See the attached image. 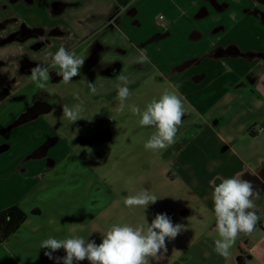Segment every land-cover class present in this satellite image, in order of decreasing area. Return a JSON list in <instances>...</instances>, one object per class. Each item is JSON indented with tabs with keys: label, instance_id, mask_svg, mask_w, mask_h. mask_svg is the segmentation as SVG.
<instances>
[{
	"label": "crops",
	"instance_id": "crops-1",
	"mask_svg": "<svg viewBox=\"0 0 264 264\" xmlns=\"http://www.w3.org/2000/svg\"><path fill=\"white\" fill-rule=\"evenodd\" d=\"M60 47L85 51L80 74L90 81L124 64L118 58L111 72L86 70L95 47L132 64L146 55L161 83L179 85L194 124L167 150L145 157L142 170L109 171L99 164L103 156L87 151L83 117L70 122L52 105L26 116L33 97L48 96L30 70L41 65L56 76L51 58ZM52 79L48 85L60 80ZM123 160L140 158L115 157ZM237 173L260 189V220L225 259L214 251L212 193ZM143 189L157 196L154 205H124ZM11 206L25 219L0 243V264H53L40 247L49 237L99 244L112 225L135 227L157 213L185 225L161 264H264V0H0V211Z\"/></svg>",
	"mask_w": 264,
	"mask_h": 264
},
{
	"label": "clouds",
	"instance_id": "clouds-1",
	"mask_svg": "<svg viewBox=\"0 0 264 264\" xmlns=\"http://www.w3.org/2000/svg\"><path fill=\"white\" fill-rule=\"evenodd\" d=\"M52 68H58L57 75L65 84L80 75V69L85 60L77 55L75 50L68 51L64 47L52 55ZM147 61L146 55H141L140 63ZM31 81L38 89H46L50 74L47 67L37 65L30 70ZM117 85L118 101L115 111L124 113L127 108L133 115L139 116L141 127H151L155 131L144 144L145 150L160 152L167 150L176 143L177 133L182 126V118L186 112L185 99L179 93V85L174 90L165 89L159 98H153L143 110L135 104H127L132 95L128 88L129 80L120 75ZM91 94H96L94 83L88 85ZM80 100V96H75ZM84 111L83 103L73 106L63 105L65 119L77 122ZM260 189L250 180L242 179L237 173L231 178L221 179L214 187L212 200L218 238L214 241V251L225 259L231 256V249L240 234L251 235L260 217L257 214L256 201L261 199ZM158 198L148 189H143L135 195L123 198L126 207H140L145 210L154 205ZM190 219V218H189ZM185 230V225L174 224L166 213H157L149 223L132 226L129 224H114L104 234L99 244L94 239L85 240L82 237L57 239L49 237L40 244L44 256L53 264H161L168 252V242L174 241ZM63 250L64 255H55ZM250 264V262H246Z\"/></svg>",
	"mask_w": 264,
	"mask_h": 264
},
{
	"label": "rangeland",
	"instance_id": "rangeland-1",
	"mask_svg": "<svg viewBox=\"0 0 264 264\" xmlns=\"http://www.w3.org/2000/svg\"><path fill=\"white\" fill-rule=\"evenodd\" d=\"M97 47L93 48L90 53L91 55L87 60L88 66H85L86 70L92 66V71L95 73L100 72V69H110L113 67L111 62L122 60L124 63L114 76L95 75L94 79L90 81V75L87 80L83 75L85 74L84 69L82 70L83 75L74 77L72 81L65 84L61 79V76L50 75L53 80L59 81L50 83L46 89V92H41L39 97L53 106V109H62L63 105L73 106L78 103H83L84 111L81 113V117L84 120V128L80 129L82 134H88L87 138H91V142L87 146V151L93 156H103L104 158H98L99 164L109 171L128 169L129 171L142 170L146 164L145 157L158 155L160 152H152L145 150L144 144L155 131L151 127H141L139 125V116L133 115L127 108L124 113H118L115 111V107L118 103L117 96V85L121 82L118 77L122 74L129 80L127 85L132 95L129 97L127 104H135L143 110L145 106L153 99L159 98L165 89L170 88L161 83L156 76L149 72L146 64L139 63L132 64L130 59H127L124 55H118L114 50L103 47L104 51L101 52L96 50ZM77 55H84L85 51L77 50ZM100 56V57H99ZM95 58L102 59L101 64L94 65ZM111 61V62H110ZM96 64V63H95ZM108 65V66H106ZM82 69V67H81ZM110 73V72H108ZM107 74V73H106ZM89 82L95 84L97 92L91 94L88 87ZM80 96V100H76V95ZM62 112V110L60 111ZM194 124V119L189 113L184 114L182 118V126L177 133V136L182 134L184 127L187 128ZM108 132V137L105 139H98L96 135L102 132ZM86 138V137H84ZM137 155L140 161H126L122 164L115 162L117 156H130ZM135 165H138L137 167Z\"/></svg>",
	"mask_w": 264,
	"mask_h": 264
},
{
	"label": "trees",
	"instance_id": "trees-1",
	"mask_svg": "<svg viewBox=\"0 0 264 264\" xmlns=\"http://www.w3.org/2000/svg\"><path fill=\"white\" fill-rule=\"evenodd\" d=\"M62 78V77H61ZM37 97H33L32 102ZM23 120V116L19 117ZM25 213H23L17 206H11L0 211V243H4L11 237V235L19 228Z\"/></svg>",
	"mask_w": 264,
	"mask_h": 264
},
{
	"label": "water",
	"instance_id": "water-1",
	"mask_svg": "<svg viewBox=\"0 0 264 264\" xmlns=\"http://www.w3.org/2000/svg\"><path fill=\"white\" fill-rule=\"evenodd\" d=\"M50 109V105L46 102H36L32 109H28L26 116L28 118L36 117L40 114L47 112Z\"/></svg>",
	"mask_w": 264,
	"mask_h": 264
},
{
	"label": "flooded vegetation",
	"instance_id": "flooded-vegetation-1",
	"mask_svg": "<svg viewBox=\"0 0 264 264\" xmlns=\"http://www.w3.org/2000/svg\"><path fill=\"white\" fill-rule=\"evenodd\" d=\"M96 59V58H95ZM112 68V67H111ZM111 69H108V71H110ZM111 72V71H110ZM36 102H46L45 100H43V99H41V98H37V99H35V101H33L32 103H31V105L29 106V109H32V107L34 106V104L36 103Z\"/></svg>",
	"mask_w": 264,
	"mask_h": 264
},
{
	"label": "built area",
	"instance_id": "built-area-1",
	"mask_svg": "<svg viewBox=\"0 0 264 264\" xmlns=\"http://www.w3.org/2000/svg\"><path fill=\"white\" fill-rule=\"evenodd\" d=\"M261 226L264 227V220L261 222Z\"/></svg>",
	"mask_w": 264,
	"mask_h": 264
}]
</instances>
